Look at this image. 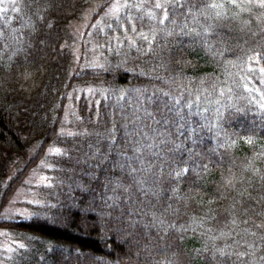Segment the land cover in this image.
Listing matches in <instances>:
<instances>
[{
    "label": "trees",
    "instance_id": "obj_1",
    "mask_svg": "<svg viewBox=\"0 0 264 264\" xmlns=\"http://www.w3.org/2000/svg\"><path fill=\"white\" fill-rule=\"evenodd\" d=\"M88 1L0 10V216L41 160L48 178L0 218L7 263L264 264V6L123 7L93 64L69 33Z\"/></svg>",
    "mask_w": 264,
    "mask_h": 264
},
{
    "label": "rangeland",
    "instance_id": "obj_2",
    "mask_svg": "<svg viewBox=\"0 0 264 264\" xmlns=\"http://www.w3.org/2000/svg\"><path fill=\"white\" fill-rule=\"evenodd\" d=\"M11 1L12 0H0V10L3 9L5 5L10 4ZM131 1L111 0L103 11H98L97 9L98 0H89L87 2L79 16L73 19L69 24V33L73 36L70 44L75 62L81 61L84 55L90 56L89 63L97 64L99 62V60H97L98 52L96 50V42L93 41L94 38L92 39V32L95 30H103L108 20L118 15L123 5L132 3L133 5L140 4L143 7L147 2H151L153 6H156L157 3L164 5L168 0ZM113 5L120 6L119 10H115ZM146 10L150 11L151 8L148 7ZM81 57L83 58L81 59ZM85 91L89 93L91 88H86ZM78 94L79 93H77V95ZM68 108H72L71 102H69ZM46 167V163L42 160L29 171L23 183L15 190L14 194L7 202L0 218L12 215L24 217L32 213L31 202L40 200L37 191L38 187L48 182ZM16 244H19V242L4 228H0V264H8L7 258L11 255Z\"/></svg>",
    "mask_w": 264,
    "mask_h": 264
},
{
    "label": "snow or ice",
    "instance_id": "obj_3",
    "mask_svg": "<svg viewBox=\"0 0 264 264\" xmlns=\"http://www.w3.org/2000/svg\"><path fill=\"white\" fill-rule=\"evenodd\" d=\"M259 2H260V4H261V6H264V0H259ZM211 6H212V7H220V6L217 5V4H213V5H211ZM119 7H120V6H118V5H113V8H114L115 10H117V11L119 10ZM123 7H137V8H140V7H142V5H140V4H136V5L125 4V5H123ZM156 7H157V8H164V9H165V18H167L168 13H167V8H166V6L157 3V4H156ZM161 22H163V21H161ZM145 39H147V37H145ZM57 151H59V149H57Z\"/></svg>",
    "mask_w": 264,
    "mask_h": 264
}]
</instances>
